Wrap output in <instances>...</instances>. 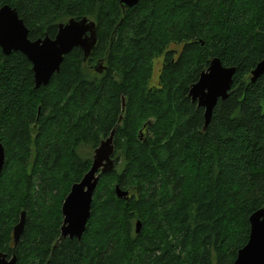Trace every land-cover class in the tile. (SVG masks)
I'll return each instance as SVG.
<instances>
[{
    "label": "trees",
    "instance_id": "16d2710c",
    "mask_svg": "<svg viewBox=\"0 0 264 264\" xmlns=\"http://www.w3.org/2000/svg\"><path fill=\"white\" fill-rule=\"evenodd\" d=\"M6 4L33 41L87 17L98 42L87 61L74 49L40 89L26 56L0 49V251L18 264H233L250 216L264 208V74L251 75L264 59V0ZM159 57V85L150 87ZM216 57L236 74L205 129L189 92ZM102 61L106 73L90 68ZM114 129L116 169L101 175L83 238L56 246L62 204L92 166L86 147L95 151Z\"/></svg>",
    "mask_w": 264,
    "mask_h": 264
},
{
    "label": "water",
    "instance_id": "95a60500",
    "mask_svg": "<svg viewBox=\"0 0 264 264\" xmlns=\"http://www.w3.org/2000/svg\"><path fill=\"white\" fill-rule=\"evenodd\" d=\"M101 1V0H99ZM140 0H120L122 8L131 9L138 5ZM30 31L17 10L6 4L0 8V49L6 56L13 52H20L32 64L35 89L48 86L55 74L60 72L61 65L67 55L74 49L80 48L84 52V61H87L97 45V25L87 17L70 19L61 23L54 38L45 36L31 40ZM91 69L103 72L102 63L97 62ZM235 67H225L220 58L211 60L209 67L200 74L198 81L190 88L189 96L193 102L205 109V129L209 126L215 107L219 100H226L234 83ZM264 74V59L252 71V82ZM40 113V111H39ZM114 129L110 136L101 141L94 151L92 166L82 180L71 187V190L62 204L63 224L60 238L56 246L67 238L81 241L91 217L92 203L101 175L113 172L116 169ZM6 160L5 148L0 141V176ZM119 199L127 200L129 192L119 185L115 188ZM27 214L23 211L18 224L13 229L15 246L25 230ZM250 236L248 243L238 251L233 264H264V208L254 212L250 218ZM142 228L141 221L136 223V234ZM0 264H18L16 254L11 259L0 252Z\"/></svg>",
    "mask_w": 264,
    "mask_h": 264
},
{
    "label": "rangeland",
    "instance_id": "374dc122",
    "mask_svg": "<svg viewBox=\"0 0 264 264\" xmlns=\"http://www.w3.org/2000/svg\"><path fill=\"white\" fill-rule=\"evenodd\" d=\"M162 64H163V58L162 57L155 59L153 74H152V77L149 81L150 87H157L159 85V78H160V73H161V69H162ZM86 151H87V153H85V154H92V156H94V151L92 152L90 148L86 147Z\"/></svg>",
    "mask_w": 264,
    "mask_h": 264
},
{
    "label": "flooded vegetation",
    "instance_id": "af4514ba",
    "mask_svg": "<svg viewBox=\"0 0 264 264\" xmlns=\"http://www.w3.org/2000/svg\"><path fill=\"white\" fill-rule=\"evenodd\" d=\"M98 42V41H97ZM77 49H80V48H77ZM82 50V49H81ZM83 51V50H82ZM93 52V51H92ZM84 53V52H83ZM92 54V53H91ZM103 62V61H102ZM93 65V64H92ZM92 65H90V68H91V66ZM102 68H105L104 69V71L103 72H97V73H99V74H104V73H106L107 72V67L104 65V62H103V65H102ZM20 242V241H19ZM1 252V251H0ZM2 253H4V252H2ZM4 254H7V253H4ZM13 254H15V253H13ZM13 254L11 255V256H9L8 254V259H11V257L13 256ZM17 256V255H16Z\"/></svg>",
    "mask_w": 264,
    "mask_h": 264
}]
</instances>
